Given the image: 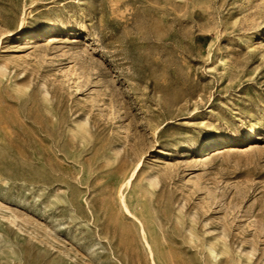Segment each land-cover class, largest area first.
<instances>
[{
  "label": "rangeland",
  "instance_id": "obj_1",
  "mask_svg": "<svg viewBox=\"0 0 264 264\" xmlns=\"http://www.w3.org/2000/svg\"><path fill=\"white\" fill-rule=\"evenodd\" d=\"M0 264H264V0H0Z\"/></svg>",
  "mask_w": 264,
  "mask_h": 264
},
{
  "label": "bare ground",
  "instance_id": "obj_2",
  "mask_svg": "<svg viewBox=\"0 0 264 264\" xmlns=\"http://www.w3.org/2000/svg\"><path fill=\"white\" fill-rule=\"evenodd\" d=\"M224 142H225L224 139H220V140L218 139V140H217V143H224Z\"/></svg>",
  "mask_w": 264,
  "mask_h": 264
}]
</instances>
